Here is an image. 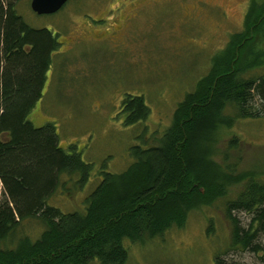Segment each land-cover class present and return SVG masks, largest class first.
I'll use <instances>...</instances> for the list:
<instances>
[{
  "label": "trees",
  "instance_id": "trees-1",
  "mask_svg": "<svg viewBox=\"0 0 264 264\" xmlns=\"http://www.w3.org/2000/svg\"><path fill=\"white\" fill-rule=\"evenodd\" d=\"M20 1L0 0V264H125L124 241L143 243L182 228L189 213L220 202L237 186L238 196L224 202L233 225L230 247L261 250L264 184L254 183L253 173L236 174L212 147L232 127L225 110L237 118L264 112V75L254 74L264 69V48L256 45L264 39V2L251 0L242 29L177 103L156 144L130 147L133 162L126 170L101 172L85 208L63 213L47 202L64 176L78 173L77 187H83L90 165L75 147L60 146L52 123L36 126L29 119L59 44L58 33L24 22L16 11ZM254 99L260 110L250 111ZM120 107L125 126L149 114L141 96L125 95ZM237 146L236 137L227 143ZM234 211L249 215L245 228L230 215ZM32 223L39 226L35 235H23Z\"/></svg>",
  "mask_w": 264,
  "mask_h": 264
},
{
  "label": "rangeland",
  "instance_id": "rangeland-1",
  "mask_svg": "<svg viewBox=\"0 0 264 264\" xmlns=\"http://www.w3.org/2000/svg\"><path fill=\"white\" fill-rule=\"evenodd\" d=\"M116 1L69 0L56 14L43 16L32 12L29 0L20 1L16 8L26 24L58 33L61 43L42 98L29 119L36 126L52 123L60 146L75 147L90 165L83 187H77L78 173L70 180L64 176L47 202L63 213L85 208V198L101 181V172L126 170L133 162L130 147L156 144L177 103L206 75L230 35L240 32L251 4V0H146L138 10L132 9L129 22L117 17V24L125 27L120 37L103 38L104 30L84 36L82 27H88L82 25L92 19L90 14L96 16ZM258 43V49H263L264 39ZM254 74L264 75V69ZM125 95L143 98L150 110L146 121L125 126V121L116 118ZM256 109L260 110V104L254 99L249 110ZM259 112L260 117L237 118L233 109L225 110L224 116L233 124L223 130L212 152L219 153L218 157L224 154V163L236 174L253 173L254 183L264 184V112ZM232 137L238 138V146L230 149L227 143ZM240 191L239 186L229 188L220 202L189 213L182 228L143 243L124 241L125 264H216L217 256L221 264H264V231L258 237V252L230 247L233 225L224 202L234 200ZM230 215L243 228L249 222L246 213ZM38 228L33 224L23 235H35ZM20 236L17 232L15 239Z\"/></svg>",
  "mask_w": 264,
  "mask_h": 264
},
{
  "label": "flooded vegetation",
  "instance_id": "flooded-vegetation-1",
  "mask_svg": "<svg viewBox=\"0 0 264 264\" xmlns=\"http://www.w3.org/2000/svg\"><path fill=\"white\" fill-rule=\"evenodd\" d=\"M145 1L146 0H117L115 2L114 6H112V7H110V6L104 7V9L101 10L96 16L90 14L92 19L87 20V24L86 25H82L80 23L82 26L88 27L86 29H84V27H82L83 28V30H82L83 35L84 36L85 35L88 36V33H94L95 31L96 32H100L101 30H104L105 32H103V34H104L105 37H103V38H118V37H120V35H119L120 31H121L122 28H125V27H122L123 26L122 24H117L120 21V20H117V17L118 16L119 17L124 16L125 20L129 22V20L131 18V15H129V13L132 12V9L138 10L139 7ZM68 2H69V0L66 2V4ZM106 5H108V2H107ZM111 5H113V4H111ZM247 12H248V10H247ZM247 12L245 13V16H246ZM245 16H244V19H245ZM81 17H82V21H84L83 16H81ZM110 22H113V23H116V24H110ZM92 24H99V25L93 26ZM88 30H90V31H88ZM122 31H124V30L122 29ZM57 43L59 44V46H58L56 52L58 51V49L61 46V43L59 42V37L58 36H57ZM56 52H54V54ZM149 113H150V110H149ZM116 118L119 119V120L121 119L120 121H124V119H125V115L121 114V107L120 106H119V110H118V113L116 115ZM146 119L143 120V121H146ZM143 121H140V122H143Z\"/></svg>",
  "mask_w": 264,
  "mask_h": 264
},
{
  "label": "water",
  "instance_id": "water-1",
  "mask_svg": "<svg viewBox=\"0 0 264 264\" xmlns=\"http://www.w3.org/2000/svg\"><path fill=\"white\" fill-rule=\"evenodd\" d=\"M67 1L68 0H30L29 6L36 15H52L57 13Z\"/></svg>",
  "mask_w": 264,
  "mask_h": 264
}]
</instances>
